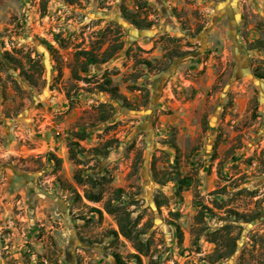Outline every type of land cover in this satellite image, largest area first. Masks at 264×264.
Here are the masks:
<instances>
[{
	"label": "rangeland",
	"instance_id": "obj_1",
	"mask_svg": "<svg viewBox=\"0 0 264 264\" xmlns=\"http://www.w3.org/2000/svg\"><path fill=\"white\" fill-rule=\"evenodd\" d=\"M122 8L153 27L137 28ZM256 40L264 41V0H0V55L42 65L37 86L20 69L0 71V264H119L114 253L125 264H264ZM118 46L73 76L77 51ZM105 77L138 107L102 92ZM102 103L114 107L106 121ZM106 142L108 153L96 156ZM77 174L103 184H78ZM186 176L193 184L178 190ZM116 189L147 246L141 263L133 242L109 236L118 226L103 205ZM216 251L224 258L211 263Z\"/></svg>",
	"mask_w": 264,
	"mask_h": 264
},
{
	"label": "trees",
	"instance_id": "obj_2",
	"mask_svg": "<svg viewBox=\"0 0 264 264\" xmlns=\"http://www.w3.org/2000/svg\"><path fill=\"white\" fill-rule=\"evenodd\" d=\"M122 16L130 21L133 25H135L139 29H150L153 27L154 22L153 21H147L146 19H141L139 15L136 13L128 10L127 8H122ZM121 46L113 47L111 49L105 50L100 56L97 53H94L93 51H85L80 50L75 53V66L72 69L73 76L78 78L77 72L78 67L83 72L87 73L90 66H97L100 65L107 60L111 56L114 55L117 49H119ZM49 50L54 52V48L52 45L48 44ZM250 49H261L264 52V41L262 40H256L250 44ZM174 54L168 53L165 56L164 65L161 67V70H164L170 61L172 60ZM179 56V55H178ZM30 69L25 67L24 62L22 59H19L15 56H13L10 52L5 51L3 55H0V71L7 68V66L12 67V69L17 70L20 69L19 76L23 77L30 85L37 86L38 80L41 75V68L42 65L39 63V61H31L29 60ZM32 62V63H31ZM147 66H149L151 63L148 61L145 62ZM35 73H38L36 76ZM254 75L257 78L264 80V72L258 71L257 69L254 71ZM100 90L102 92H106L110 95V97L114 100L120 101L122 103V106L127 108H137L138 106L133 105L130 103L120 92L117 86L113 85V81L110 77H105L103 83L100 85ZM108 107V108H107ZM114 112V107L102 103L99 105V113H100V120L106 121L109 119L111 114ZM84 137H81L83 139ZM74 141H70L69 147L70 150L72 149L73 145H76ZM111 148V144L109 142H106L102 147H95L92 149V152L96 156H105L108 151ZM177 149V148H176ZM47 160L49 162H54L57 166H60V159H58L53 153H49L47 156ZM25 171H29L30 169H24ZM36 170V169H35ZM152 173L157 177V171L154 165H152ZM75 180L78 184L81 185H87L91 188H98L101 187L103 182L100 180L95 179L92 175H89L86 177V179H83L81 175L77 174L75 177ZM193 184V179L190 176H186L183 178H180L178 180V190H182L184 188H188ZM123 192L122 189H116L114 192V197L109 198L103 205V209L116 217L117 221V230H111L109 236L118 238L119 236H122L123 238L133 242L134 247L137 251V254H133L132 256L137 260L138 263H141L140 255L148 256L147 253V246L143 243L141 239V231L137 229L136 222L132 219L131 213L124 207V205L120 204L121 199V193ZM79 196L78 194H76ZM83 197L94 203H99L102 201V195L100 192L94 193L91 191L84 190L83 191ZM155 202L158 207L162 206L164 204V201L160 199L159 196H156ZM93 211L102 214V210L98 208H92ZM202 215L205 214L204 212L201 213ZM239 214V213H236ZM257 215H239L238 219L242 220L244 222H250L253 221L256 218ZM179 231V229H178ZM115 259L119 264H125L122 260V257L118 253H114ZM209 258H211V263L215 261L222 260L224 258V255L221 253H218L216 251L214 254L210 255ZM149 264H157L156 261H154L152 258L149 259Z\"/></svg>",
	"mask_w": 264,
	"mask_h": 264
}]
</instances>
